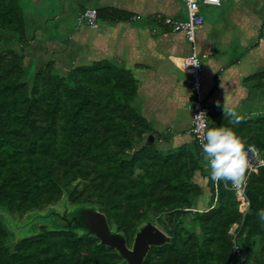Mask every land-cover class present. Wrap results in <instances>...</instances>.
<instances>
[{
  "label": "trees",
  "instance_id": "obj_1",
  "mask_svg": "<svg viewBox=\"0 0 264 264\" xmlns=\"http://www.w3.org/2000/svg\"><path fill=\"white\" fill-rule=\"evenodd\" d=\"M128 16L117 8L98 9V21ZM31 24L21 0H0V207L23 217L66 192L71 203L101 205L129 246L145 219L167 231L171 241L152 247L143 264H237L235 243L244 264H264V221L257 215L264 209V164L245 188L249 206L242 211L237 192L211 180L195 138L169 149L156 141L134 152L154 131L133 106L132 74L108 60L61 68L50 59L38 66L25 53L37 38ZM243 117L235 125L223 110H212L208 128H232L264 160V113ZM199 171L211 193L205 209L197 208L204 193L194 179ZM13 238L0 216V264L122 261L114 248L73 231L42 226L36 235L16 243Z\"/></svg>",
  "mask_w": 264,
  "mask_h": 264
},
{
  "label": "crops",
  "instance_id": "obj_2",
  "mask_svg": "<svg viewBox=\"0 0 264 264\" xmlns=\"http://www.w3.org/2000/svg\"><path fill=\"white\" fill-rule=\"evenodd\" d=\"M96 1L93 6L79 3L77 19L68 21L74 43L71 52L76 51L71 63L108 60L128 70L137 89L133 106L151 123L155 142L163 149L194 141L190 132L191 77L182 67L183 58L193 50L203 64L202 95L212 110L221 111L226 101L239 115L264 113V0L202 2L205 22L197 30L194 44L157 17L186 19L184 0ZM103 7L121 9L131 16L100 18L98 27L90 26L83 11ZM65 15L62 12L61 16ZM39 37L37 34L36 40ZM194 179L204 189L197 208L205 209L211 195L208 179L201 171Z\"/></svg>",
  "mask_w": 264,
  "mask_h": 264
},
{
  "label": "water",
  "instance_id": "obj_3",
  "mask_svg": "<svg viewBox=\"0 0 264 264\" xmlns=\"http://www.w3.org/2000/svg\"><path fill=\"white\" fill-rule=\"evenodd\" d=\"M153 132L144 135L134 152L155 143ZM8 230L13 233V243L40 233L45 226L49 231H73L80 237H95L100 245L112 247L122 258L121 264H143L152 247H162L171 241L170 234L150 219L143 220L136 228L132 245L119 231L115 222L109 223L101 205L95 203H71L66 192L54 203L35 208L20 217L0 207Z\"/></svg>",
  "mask_w": 264,
  "mask_h": 264
},
{
  "label": "clouds",
  "instance_id": "obj_4",
  "mask_svg": "<svg viewBox=\"0 0 264 264\" xmlns=\"http://www.w3.org/2000/svg\"><path fill=\"white\" fill-rule=\"evenodd\" d=\"M217 106H220L219 102ZM222 110L230 118L229 123L239 125L244 121V117L229 107L226 101ZM194 131L199 137L203 158L209 165L211 180L216 184L223 181L226 189H229L230 184L229 190L238 192L247 186L252 174L257 171L253 167V160L264 164L256 145L248 144L232 128L210 127L204 131L197 127ZM257 215L264 221V209L258 210Z\"/></svg>",
  "mask_w": 264,
  "mask_h": 264
},
{
  "label": "rangeland",
  "instance_id": "obj_5",
  "mask_svg": "<svg viewBox=\"0 0 264 264\" xmlns=\"http://www.w3.org/2000/svg\"><path fill=\"white\" fill-rule=\"evenodd\" d=\"M83 1L89 6L95 5L97 2L96 0H38L37 2L35 0H21L26 13L30 15L32 20L33 24L30 27H36L37 34L41 37L39 40L35 39L25 52L29 58L36 59L38 66L43 61L50 59H54L61 68L72 65L73 53L76 51L71 52L74 43L72 41L73 35L71 38L68 33L70 26L68 21L74 22L77 19L78 14L76 15V12L80 9L79 3ZM62 12L66 13L63 17L61 16ZM46 33H49L50 37L46 38ZM2 45H4V41L0 47ZM26 62L30 66L28 70L34 72L32 59H26Z\"/></svg>",
  "mask_w": 264,
  "mask_h": 264
},
{
  "label": "built area",
  "instance_id": "obj_6",
  "mask_svg": "<svg viewBox=\"0 0 264 264\" xmlns=\"http://www.w3.org/2000/svg\"><path fill=\"white\" fill-rule=\"evenodd\" d=\"M188 9V17L186 19H175L169 16L158 15V19L163 22L164 25L168 26L170 29L176 32H183L192 44L196 41V32L205 22V15L201 11V3L206 4H220L216 3V0H184ZM83 17L86 19L87 23L92 27H98V9L97 8H86L83 11ZM183 69L191 77V96L192 103L191 108L193 111L192 125L190 132L198 142L199 146V137L194 131L197 127L202 128L204 131L208 128V117L212 111V108L208 105L207 101L202 95V80H203V64L199 54L193 50L192 53L183 58L182 62ZM199 116L198 118H196ZM260 160L262 158L260 157ZM253 167L256 169L260 163L256 160L252 161ZM229 187L231 185L229 184ZM245 188H242L237 192L238 198L242 199L243 206L242 211H246L249 206V201L247 200L245 194ZM234 229L232 232L234 233ZM235 251L237 254V264H244L245 256L241 251V248L238 243H235Z\"/></svg>",
  "mask_w": 264,
  "mask_h": 264
}]
</instances>
